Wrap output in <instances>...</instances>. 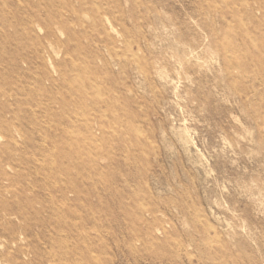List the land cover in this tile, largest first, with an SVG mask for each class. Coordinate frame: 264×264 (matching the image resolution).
<instances>
[{"label": "rangeland", "instance_id": "obj_1", "mask_svg": "<svg viewBox=\"0 0 264 264\" xmlns=\"http://www.w3.org/2000/svg\"><path fill=\"white\" fill-rule=\"evenodd\" d=\"M0 119V264H264V0H0Z\"/></svg>", "mask_w": 264, "mask_h": 264}, {"label": "bare ground", "instance_id": "obj_2", "mask_svg": "<svg viewBox=\"0 0 264 264\" xmlns=\"http://www.w3.org/2000/svg\"><path fill=\"white\" fill-rule=\"evenodd\" d=\"M6 123H7L6 121H3L2 119H0V136L6 134V130H5V124ZM20 235H24V232L23 231L20 232ZM9 240H10V242L15 244V248L11 252V254H12L10 257L11 264H27L29 262V260H25L24 258L26 256L28 257V253H26V251L22 247H20L16 244V241H14V236L12 234L10 235ZM20 257L23 259H20V261H18V258H20Z\"/></svg>", "mask_w": 264, "mask_h": 264}]
</instances>
